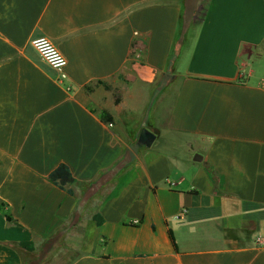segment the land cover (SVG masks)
<instances>
[{
    "label": "crops",
    "instance_id": "obj_1",
    "mask_svg": "<svg viewBox=\"0 0 264 264\" xmlns=\"http://www.w3.org/2000/svg\"><path fill=\"white\" fill-rule=\"evenodd\" d=\"M33 261L264 264V0H0V264Z\"/></svg>",
    "mask_w": 264,
    "mask_h": 264
},
{
    "label": "built area",
    "instance_id": "obj_2",
    "mask_svg": "<svg viewBox=\"0 0 264 264\" xmlns=\"http://www.w3.org/2000/svg\"><path fill=\"white\" fill-rule=\"evenodd\" d=\"M30 44L39 57L57 71L58 81L62 82L67 79V59L49 38L45 36L35 37Z\"/></svg>",
    "mask_w": 264,
    "mask_h": 264
},
{
    "label": "trees",
    "instance_id": "obj_3",
    "mask_svg": "<svg viewBox=\"0 0 264 264\" xmlns=\"http://www.w3.org/2000/svg\"><path fill=\"white\" fill-rule=\"evenodd\" d=\"M102 120L104 122H111V117L107 115V113L102 114ZM49 179L59 186L60 188L65 189L66 186L70 185L75 181V178L72 175V172L68 165L64 163H60L57 167H55L50 173H49ZM69 193L72 191L70 189H67ZM170 238L172 240V243L175 245L174 238L172 236V233L169 232ZM20 246H22L25 249L32 250L33 249V243L31 241H23L19 243ZM33 264H37V261H33Z\"/></svg>",
    "mask_w": 264,
    "mask_h": 264
},
{
    "label": "water",
    "instance_id": "obj_4",
    "mask_svg": "<svg viewBox=\"0 0 264 264\" xmlns=\"http://www.w3.org/2000/svg\"><path fill=\"white\" fill-rule=\"evenodd\" d=\"M154 139H155V134L153 132H151L149 129H147L146 127H143L140 130L136 144L140 145V146L144 145V146L149 147L152 144V142L154 141ZM195 157L199 158L200 155L196 154Z\"/></svg>",
    "mask_w": 264,
    "mask_h": 264
}]
</instances>
